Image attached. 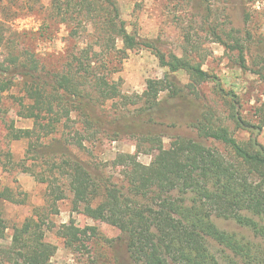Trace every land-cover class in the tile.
Masks as SVG:
<instances>
[{
    "label": "trees",
    "instance_id": "1",
    "mask_svg": "<svg viewBox=\"0 0 264 264\" xmlns=\"http://www.w3.org/2000/svg\"><path fill=\"white\" fill-rule=\"evenodd\" d=\"M29 16L39 21L36 31L12 28ZM61 26L67 30L63 51L39 55L37 48L53 42ZM225 47L237 52L239 68L248 71L243 44L235 39ZM140 48L151 49L168 70L164 79L146 81L142 100L123 96L113 79L127 53ZM178 72L194 80L189 90L195 98L200 85L215 83L230 104L226 118L207 110L192 125L196 140L176 137L168 148L161 138H148L156 145L149 165L136 155H118L113 164L124 168L125 186L92 173L76 153H86L85 144L109 130L112 123L101 118L106 103L121 101L122 108L138 106L136 113L148 115L163 102L182 107L184 90L170 79ZM15 88L18 96L11 94ZM163 92L167 96L160 100ZM10 99L33 125H6L9 141L26 148L19 162L6 154L3 167L39 175L50 206L70 195L73 212L119 230L121 237L110 240V247L124 243L132 264H264V147L254 137L262 126L245 120L238 96L225 92L219 79L197 63L165 55L128 33L115 0H49L46 6L41 0H0V107ZM226 121L251 137L237 140ZM25 201L24 192L0 187V204ZM218 221L239 231L223 229ZM8 229L0 210L1 241ZM11 230L0 264H52L56 248L45 240L39 220L27 218ZM96 231L74 229L71 244L80 243V236L89 241Z\"/></svg>",
    "mask_w": 264,
    "mask_h": 264
},
{
    "label": "rangeland",
    "instance_id": "2",
    "mask_svg": "<svg viewBox=\"0 0 264 264\" xmlns=\"http://www.w3.org/2000/svg\"><path fill=\"white\" fill-rule=\"evenodd\" d=\"M47 5L49 0H41ZM119 14L128 33L142 42L151 43L165 55L186 56L197 63L204 71L219 79L225 92L238 96L240 113L245 120L255 126H262L254 134L257 142L264 147V0H115ZM17 31L39 28L35 16L17 19L12 23ZM224 43H219L217 37ZM237 39L244 46V59L248 71L238 66L236 51L225 46ZM67 42V30L60 27L53 42L42 43L37 52L61 53ZM225 44V46L223 45ZM118 47L121 46L119 42ZM168 70L160 66L151 49L140 48L127 53L120 71L114 74L115 82L120 83L123 96L142 100L146 81L164 79ZM176 86L184 90L186 101L182 107L163 102L154 113H136L138 106L122 108L123 102L110 100L106 103L104 121L112 124L106 133H99L98 140L86 143V153L77 154L89 164V169L108 184L125 186L124 168L113 164L120 154L136 155L143 165H149L155 154L156 145L148 138H161L163 146L169 147L176 138L197 139L193 124L207 110H214L224 119L230 111L228 99L217 91L215 83L200 85L199 96L190 94L189 86L194 80L183 72L171 74ZM11 94L18 96L17 88ZM167 96L163 92L160 100ZM13 100H5L0 107V187H8L26 194L24 205L7 202L0 204L2 216L9 229L6 239L0 240V249L7 250L10 244L11 227L27 218L39 220L45 240L55 246L52 264H132L124 243L115 250L109 241L118 240L121 233L101 220L91 219L73 212L72 196L50 206L46 186L37 174L25 173L21 169L3 167L6 154L11 153L13 162L24 158L25 143L9 141L6 125L13 123L15 128H32V121L21 118ZM99 115V112L95 113ZM100 117V116H99ZM227 126L239 141L248 140L251 134ZM121 130V131H119ZM116 131V133H114ZM119 131V132H118ZM256 132V129L255 131ZM7 160V159H6ZM219 227L239 231L231 222L218 221ZM96 228L97 235L89 241L80 236V243L71 244L74 229ZM88 234L89 231L87 232ZM124 242V241H123Z\"/></svg>",
    "mask_w": 264,
    "mask_h": 264
}]
</instances>
